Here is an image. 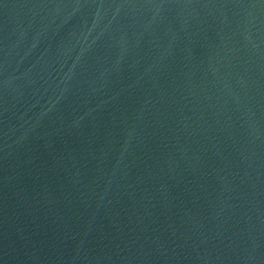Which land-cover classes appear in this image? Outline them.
<instances>
[{
	"label": "water",
	"instance_id": "95a60500",
	"mask_svg": "<svg viewBox=\"0 0 264 264\" xmlns=\"http://www.w3.org/2000/svg\"><path fill=\"white\" fill-rule=\"evenodd\" d=\"M0 264H264V0H0Z\"/></svg>",
	"mask_w": 264,
	"mask_h": 264
}]
</instances>
